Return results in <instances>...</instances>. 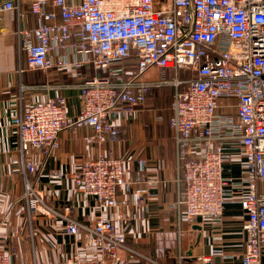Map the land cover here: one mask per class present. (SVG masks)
Here are the masks:
<instances>
[{"label": "built area", "instance_id": "1", "mask_svg": "<svg viewBox=\"0 0 264 264\" xmlns=\"http://www.w3.org/2000/svg\"><path fill=\"white\" fill-rule=\"evenodd\" d=\"M23 5L36 24L25 27ZM14 11L19 53L28 70L91 76L78 84L81 110L70 120L64 96L30 103L13 118L23 180L20 199L29 218H55L78 248L52 264H130L143 258L120 230L130 225L124 212L141 201L148 187L167 186L137 159L132 179L127 161L106 148L154 87L171 86L168 126L177 168L176 211L179 240L195 220L217 224L226 204L242 214L244 251L239 264H262L264 249V0H0L2 16ZM133 61V63H131ZM159 70L157 78L151 70ZM167 71L171 77L166 76ZM86 125V143L97 147L71 174L76 192L104 210L79 220L71 203H57L30 181L41 159L58 150L62 130ZM240 161L237 176L223 173L226 161ZM56 168L51 179L62 176ZM144 187L131 192L133 185ZM125 196L120 197L119 194ZM16 252L0 251V264H14ZM183 253L176 257L182 264ZM198 264H214L208 255Z\"/></svg>", "mask_w": 264, "mask_h": 264}, {"label": "crops", "instance_id": "2", "mask_svg": "<svg viewBox=\"0 0 264 264\" xmlns=\"http://www.w3.org/2000/svg\"><path fill=\"white\" fill-rule=\"evenodd\" d=\"M22 11V24L28 28L34 26L36 19L28 6L23 5ZM16 26V13L5 12L0 28V251L16 252L19 257L14 264H52L72 254L79 241L76 236L65 233L55 218L41 214L27 216L20 199L23 180L17 154V134L12 122L30 103L57 95L66 99V114L72 120L81 110L78 84L84 77L78 73L67 76L58 70H28L25 54L18 51ZM158 71L152 69L151 77L157 78ZM166 76L171 77V72L167 71ZM162 87L149 91L144 103L135 107L133 116L120 126L118 140L106 146L116 156L126 158L128 178L134 176L137 159L145 158L147 172L159 180H167L166 187L159 183L148 187L141 193L139 203L123 209L132 219L130 225L120 232L137 250L163 264H177L179 252L184 255L182 264H198L196 257L203 255L210 256L214 264H239L240 254L244 251L241 218L244 211L237 202L224 206L217 224L195 220L179 242L173 238L176 211L172 204L177 196L178 174L173 132L168 126L173 88L170 86L169 102L160 108L163 110H158L160 103L157 100L150 103L147 99L154 90ZM91 132L86 125L62 130L58 150L47 156L37 155L42 163L36 172L30 174V181L37 189L57 203H71L72 215L79 220L104 211L91 198L76 192L71 177L85 158L96 154V145L86 143ZM53 168L62 171L60 178H50ZM239 172V159L225 162V175L237 176ZM142 187L143 183H137L131 192ZM260 260L264 264V249ZM130 264L152 263L143 258H132Z\"/></svg>", "mask_w": 264, "mask_h": 264}, {"label": "rangeland", "instance_id": "3", "mask_svg": "<svg viewBox=\"0 0 264 264\" xmlns=\"http://www.w3.org/2000/svg\"><path fill=\"white\" fill-rule=\"evenodd\" d=\"M154 2L156 0H153ZM159 3H166L167 0H158ZM170 78V76H168ZM155 92H158L155 94ZM154 93V94H153ZM170 93H171V89H170V86H163L161 89H157V90H154L152 92V96L151 98L148 96V101L151 103L152 100H157L160 105H158V110H163V109H160L162 107L165 106V104H167L169 102V98H170ZM162 112H165V111H162Z\"/></svg>", "mask_w": 264, "mask_h": 264}, {"label": "trees", "instance_id": "4", "mask_svg": "<svg viewBox=\"0 0 264 264\" xmlns=\"http://www.w3.org/2000/svg\"><path fill=\"white\" fill-rule=\"evenodd\" d=\"M131 63H133V61H132ZM59 72H61V71H59ZM61 73H62V74H65V75L68 76V74H66V73H64V72H61ZM79 74H82L83 77L91 76V75L93 74V70H92L90 67H88V68H84V69H82V70L79 72ZM69 77H70V76H69Z\"/></svg>", "mask_w": 264, "mask_h": 264}]
</instances>
